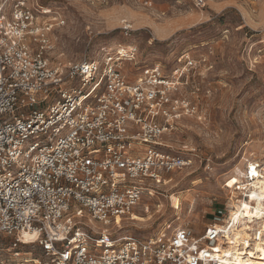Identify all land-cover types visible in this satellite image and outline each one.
Returning <instances> with one entry per match:
<instances>
[{
  "label": "built area",
  "instance_id": "built-area-1",
  "mask_svg": "<svg viewBox=\"0 0 264 264\" xmlns=\"http://www.w3.org/2000/svg\"><path fill=\"white\" fill-rule=\"evenodd\" d=\"M65 25L38 0H0V264H227L242 229L232 220L200 237L187 226L149 238L115 229L189 165L165 138L198 113L178 95L197 62L184 55L172 76L156 66L133 81L123 71L132 48L61 65L53 34ZM256 178L247 169L234 185L232 210L254 209ZM263 242L264 216L236 248Z\"/></svg>",
  "mask_w": 264,
  "mask_h": 264
},
{
  "label": "rangeland",
  "instance_id": "rangeland-1",
  "mask_svg": "<svg viewBox=\"0 0 264 264\" xmlns=\"http://www.w3.org/2000/svg\"><path fill=\"white\" fill-rule=\"evenodd\" d=\"M38 1L66 22L53 34L58 64L132 48L123 71L133 81L156 66L172 76L184 55L197 62L178 95L198 113L165 138L189 165L145 195L116 233L149 238L187 226L200 237L224 223L234 185L250 164L264 168V0Z\"/></svg>",
  "mask_w": 264,
  "mask_h": 264
},
{
  "label": "bare ground",
  "instance_id": "bare-ground-1",
  "mask_svg": "<svg viewBox=\"0 0 264 264\" xmlns=\"http://www.w3.org/2000/svg\"><path fill=\"white\" fill-rule=\"evenodd\" d=\"M252 174L253 171L257 178L253 181V186L255 190L252 192L251 203H253V210H249V204H245L244 212H239L230 210V219H226L225 222L230 223L231 220L236 224V226H242L240 232H236V238L232 241L230 249L224 250V256L226 258L227 264H264V242L256 244L252 250L246 251L245 253L238 252L237 243L239 242V238L242 234L245 233V230L248 228H252L253 225H258L260 220L264 216V168L262 172H260L256 168V164H250V168ZM253 224L252 226L250 224ZM29 239V236H27ZM245 257L241 256L244 255Z\"/></svg>",
  "mask_w": 264,
  "mask_h": 264
},
{
  "label": "snow or ice",
  "instance_id": "snow-or-ice-1",
  "mask_svg": "<svg viewBox=\"0 0 264 264\" xmlns=\"http://www.w3.org/2000/svg\"><path fill=\"white\" fill-rule=\"evenodd\" d=\"M253 174H255V172L253 171Z\"/></svg>",
  "mask_w": 264,
  "mask_h": 264
}]
</instances>
